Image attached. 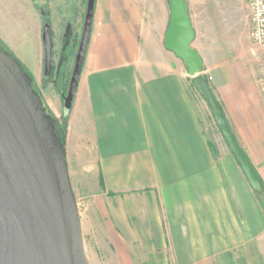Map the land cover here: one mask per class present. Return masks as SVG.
I'll return each mask as SVG.
<instances>
[{
  "label": "crops",
  "instance_id": "obj_1",
  "mask_svg": "<svg viewBox=\"0 0 264 264\" xmlns=\"http://www.w3.org/2000/svg\"><path fill=\"white\" fill-rule=\"evenodd\" d=\"M183 1L199 75L264 186V47L249 40L248 0L246 44L221 41L222 0ZM86 4L37 2L41 72L44 20L51 30L55 119ZM169 23V0H94L64 140L74 196L86 204V256L90 264H264L263 205L228 148L211 151L214 119L165 47Z\"/></svg>",
  "mask_w": 264,
  "mask_h": 264
},
{
  "label": "water",
  "instance_id": "obj_2",
  "mask_svg": "<svg viewBox=\"0 0 264 264\" xmlns=\"http://www.w3.org/2000/svg\"><path fill=\"white\" fill-rule=\"evenodd\" d=\"M165 47L180 58L192 85L208 106L235 162L253 190L260 177L230 130L208 82L199 75L201 60L190 48L194 32L183 0H169ZM94 0H87L84 23L63 117L71 110L92 23ZM43 76L52 72L50 26L42 29ZM58 120L46 113L33 79L0 45V264H90L84 249L81 218L71 187Z\"/></svg>",
  "mask_w": 264,
  "mask_h": 264
},
{
  "label": "rangeland",
  "instance_id": "obj_3",
  "mask_svg": "<svg viewBox=\"0 0 264 264\" xmlns=\"http://www.w3.org/2000/svg\"><path fill=\"white\" fill-rule=\"evenodd\" d=\"M38 1L45 2V0H0V42L31 75L34 89L40 93L45 106L49 109V106L51 108L54 106L55 103H53L52 99L59 90L58 88H53L54 86L52 85L54 74L52 73L51 78L45 79L43 71L41 72L39 57L41 44H38L37 32L39 20L37 12ZM217 11V22L220 24L218 28L223 39L221 41L228 44H246L248 41L245 39V35L247 34L248 26L246 25V27L244 21L241 20L242 15L246 11L244 1L222 0L220 7H217ZM244 27L245 34H243ZM68 83L69 81L66 82L61 96L59 95L61 101L57 104L58 107H61L57 113V120L60 125H65L62 122L63 96L67 93ZM49 111L51 112L50 109ZM209 125L206 128V132L210 147L215 150L216 154L220 149L226 151L227 146L215 126V122L211 120ZM262 187L264 188L263 185ZM75 199L78 209L84 212L86 208L85 202L80 196L75 197Z\"/></svg>",
  "mask_w": 264,
  "mask_h": 264
},
{
  "label": "built area",
  "instance_id": "obj_4",
  "mask_svg": "<svg viewBox=\"0 0 264 264\" xmlns=\"http://www.w3.org/2000/svg\"><path fill=\"white\" fill-rule=\"evenodd\" d=\"M249 32L252 44L264 47V0H248Z\"/></svg>",
  "mask_w": 264,
  "mask_h": 264
},
{
  "label": "trees",
  "instance_id": "obj_5",
  "mask_svg": "<svg viewBox=\"0 0 264 264\" xmlns=\"http://www.w3.org/2000/svg\"><path fill=\"white\" fill-rule=\"evenodd\" d=\"M0 45H2V43L0 42ZM3 46V45H2ZM4 47V46H3ZM4 49L5 50H7L5 47H4ZM8 51V50H7ZM53 67V66H52ZM53 69V68H52ZM26 70V69H25ZM27 71V70H26ZM52 73L53 72H51V75H52ZM29 74V73H28ZM50 75V76H51ZM31 76V75H30ZM51 78V77H50ZM33 79V78H32ZM38 92V91H37ZM38 94L40 95V93L38 92ZM41 96V95H40ZM43 101V100H42ZM43 106H44V108L46 109V113L48 114V115H50L53 119H55L54 118V116L51 114V112L49 111V109L45 106V104H44V102H43ZM57 129H58V131H59V133L61 134V137H62V140L64 141L65 140V131H66V126L65 125H60V124H58V127H57ZM211 148V151L214 153V154H216L215 153V150L212 148V147H210ZM254 193L256 194V196H257V198H258V200H259V202H261L262 203V205H263V208H264V188L262 187V189L261 190H259V191H255L254 190Z\"/></svg>",
  "mask_w": 264,
  "mask_h": 264
},
{
  "label": "flooded vegetation",
  "instance_id": "obj_6",
  "mask_svg": "<svg viewBox=\"0 0 264 264\" xmlns=\"http://www.w3.org/2000/svg\"><path fill=\"white\" fill-rule=\"evenodd\" d=\"M44 1V0H43ZM46 1V0H45ZM65 1H67V0H65ZM45 5V4H44ZM41 11H42V13H46V8H45V6H44V8L43 7H41V9H40ZM45 24V23H44ZM52 72H53V69H52Z\"/></svg>",
  "mask_w": 264,
  "mask_h": 264
}]
</instances>
